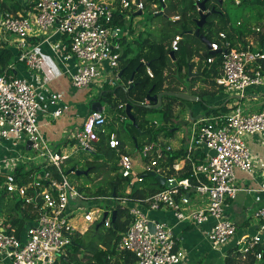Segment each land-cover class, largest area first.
<instances>
[{
  "label": "built area",
  "instance_id": "obj_1",
  "mask_svg": "<svg viewBox=\"0 0 264 264\" xmlns=\"http://www.w3.org/2000/svg\"><path fill=\"white\" fill-rule=\"evenodd\" d=\"M221 1H230L234 6L243 2ZM166 6V0H36L33 11L25 15L0 10V31L18 40L16 60L31 72L43 70L45 62L38 47H26L23 40L35 31L49 35L48 38L67 37L70 54L76 63L75 71L69 73L72 87L82 89L95 84L101 90L105 84L113 87L119 81L120 41L126 30L113 24L114 14H119L127 25L130 15L135 17L136 13L142 14L148 8L154 15H163ZM169 19L174 22L180 16L175 14ZM253 31L260 32L258 28ZM218 38L219 43H210L209 50L218 53L221 58L219 75L214 79L216 86L236 96H243L250 87L264 86L262 47H256L251 40L244 42L245 45L240 43L231 47L225 34L219 33ZM179 41L180 36L171 41L172 52L177 50ZM5 42L0 35V43ZM213 61V57L207 59L208 64ZM8 69L14 70L13 65L10 64ZM147 74L152 76L148 69ZM37 91L38 86L28 79L6 73L0 75V150L3 151V158H0V190L21 200L22 208L32 218L22 238H18L8 220L0 217V264H55L65 260L73 235L79 231L71 223L70 199L82 203L88 201L77 192L62 170L63 162L70 155L54 151L40 133L37 118L42 107ZM143 104L149 105L150 101L145 100ZM125 107L124 114L114 113L111 118L104 111L89 112L81 127L68 135L67 138L72 139L71 146L76 144L82 151L95 153L98 132L107 135L109 127H116L125 121ZM61 114L59 108L52 116L58 118ZM262 133L264 108L245 115L236 108L227 114L201 118L190 136L188 155L184 159V163L190 165V178L182 180L177 178L183 171L179 162L164 165V151L172 150L169 145L163 148L159 143L143 145L136 152L137 158L121 153L117 168L127 183L125 194H129L131 188L140 184L146 175L165 178L169 187L144 201L135 202L145 203L148 212L169 210L178 223L195 227L212 220L207 239L214 249H220L235 239L236 234L234 223L225 216L227 203L234 200L239 191L235 184V170L252 174L254 169L253 155L246 138ZM108 135L109 148L118 152L120 142L116 133ZM27 143H30L29 151L33 158L43 163V174L24 167L23 163L29 159L19 151L25 152ZM15 150L18 151L16 154ZM20 166L23 173H28L25 182L21 181V177H15V170ZM50 168H54L59 178L48 170ZM168 170L172 175L166 174ZM195 196L201 197L205 203L193 209L190 206L192 201L195 202ZM102 200L112 209L103 211V208L96 207L83 213L82 220L91 226L102 220L104 212H107L103 222L105 227H109L111 211L117 207L126 209L130 223L120 235L116 251L132 254L135 258L133 264L182 262L184 253L176 248L173 225L149 219L139 206H130L129 203L134 201L127 197H105ZM253 218L258 224L256 233L237 238L235 249L242 259L250 255L254 264H263L264 205L254 211ZM149 223L154 227L153 233L149 231Z\"/></svg>",
  "mask_w": 264,
  "mask_h": 264
},
{
  "label": "trees",
  "instance_id": "obj_2",
  "mask_svg": "<svg viewBox=\"0 0 264 264\" xmlns=\"http://www.w3.org/2000/svg\"><path fill=\"white\" fill-rule=\"evenodd\" d=\"M166 9L163 15H154L169 17L172 15H179L180 19L177 21L163 20L160 21L162 25L158 27V32H142L140 36L131 42H126L124 38L122 43L126 45L123 50H120V57L118 60L119 78L113 87L105 84L95 101L105 103L115 113L124 114V106L129 105L130 112L135 120V125L128 124L123 127V131L131 140L133 150L139 151L143 145L151 143H159L163 148L168 144L160 142L161 131L156 130L158 127L152 121L146 119L148 113L160 112L161 126H166L174 118L173 107L176 103L183 102L181 99L173 97L178 89H174V85L184 80L187 75L188 67H194L191 63L193 57L198 58V71L202 76L215 79L219 75L221 58L218 53L209 54L205 43L194 34H188V31H195L197 29L196 22L198 20V11L194 0H166ZM222 5L214 0H208L205 4L208 10L214 9V13L208 14L203 26L199 29V35L204 36L210 43H219V33L225 34L227 41L230 42L231 47H236L237 38L242 41V33L236 32L235 29L229 26V20L226 15L219 10L217 6ZM19 8L17 2L12 3V0H1L0 10L4 13L15 14ZM159 24V22H157ZM113 24L120 27H125L122 18L119 14H114ZM180 36L177 50L172 52L170 49L171 41L174 37ZM124 37V36H123ZM261 44L264 42V36H259ZM122 44V45H123ZM121 47V45H120ZM213 57L214 61L210 64L207 59ZM14 55L10 49H7L3 44H0V75L6 73L7 75H14L13 70H9L8 66L15 63ZM147 69L151 72L150 77L147 74ZM198 78L192 79L195 82ZM201 79V78H199ZM130 82L129 85H126ZM168 85L166 89L163 86ZM160 95V104L153 106L150 103L148 106L143 102L147 96ZM200 96V95H199ZM201 97V96H200ZM157 123V122H156ZM124 124V121L121 123ZM122 127V126H121ZM160 127V126H159ZM110 128V127H109ZM108 128V132H115L119 140V151L109 148L108 139L109 133L101 134L98 132L99 140L95 144L96 151L93 153L95 160L87 161L86 168H81V163H73L71 159L63 162L62 170L66 174L71 168L80 171H87L84 175L88 182L85 186H77L76 190L84 197L88 198L92 203L102 201L105 203L100 208H107L108 205L102 198L105 197H127L131 201H144L155 193L163 190L165 187L161 186L156 178L151 175L144 176L140 184L134 185L129 194H125L127 183L119 175L117 168L118 155L128 154L126 145L123 143L120 129L112 127ZM169 135V133H167ZM170 146V145H169ZM172 147V146H170ZM166 161L164 165L170 166L175 160L185 157V152H174L173 149L164 151ZM130 155V154H129ZM71 163V167H67ZM189 164L186 163L183 171L179 173L178 179H189ZM56 178H59L54 172V168L50 169ZM23 167H17L15 170V177H21V181L25 182L28 178V173H23ZM167 175H172L171 171H167ZM69 175H72L70 173ZM92 175V177H90ZM83 176V175H80ZM77 177V175H74ZM193 183L194 181L190 179ZM2 180L0 179V185ZM5 191L0 190V212L5 214L8 222L11 224L13 234L18 238H22L23 232L27 225L31 223L32 218L22 208V201H16L15 196H10ZM9 200L8 203L6 201ZM12 202V203H11ZM107 210H109L107 208ZM115 220L110 226L105 227L104 222L96 229L100 221H96L89 231V235H80L75 233L73 235L71 250L77 254L81 248L86 254L84 256L88 259L87 264H133L135 258L128 252H119L116 255L115 245L122 233L126 230L130 223V217L126 209H115ZM89 236V239H86ZM263 264H264V250H262ZM67 261V260H66ZM225 264H254L253 257L247 255L244 259L232 249L228 252Z\"/></svg>",
  "mask_w": 264,
  "mask_h": 264
},
{
  "label": "crops",
  "instance_id": "obj_3",
  "mask_svg": "<svg viewBox=\"0 0 264 264\" xmlns=\"http://www.w3.org/2000/svg\"><path fill=\"white\" fill-rule=\"evenodd\" d=\"M15 1L19 8L14 15H25L26 13L33 11L36 0H12V3ZM245 2L251 10L248 9L249 12H246L245 10V18L243 20H237L235 23V31L242 33L243 42L251 40L256 47L263 48V43L261 44L259 36H264V25L260 26L256 22L258 15L255 13L254 7L261 5L264 7V2L263 0H245ZM219 10L221 11V9ZM238 23H240V25H237ZM160 25H162L160 22L159 24L155 23L154 28H152L153 34L158 32V27ZM254 28H258L260 32L254 33ZM142 32V30H136L135 26L132 28L129 35H125L122 38H124L126 42H131L138 38ZM0 35L3 36L6 41L3 45L11 50L15 58V63H12L14 67L13 76L28 79L38 86V100L42 107V111L38 113L37 120L40 130L43 132L42 135L44 139L52 147L61 149L56 152L66 151L72 144L71 140L67 138L68 135H70L72 131H76L81 127L87 114L90 112L89 109L91 103L95 102L96 97L101 90L98 89L95 84H91L82 89L72 87L69 73L75 71L76 63L70 54L68 40L66 41L65 38H62L64 36H52L48 38L49 35H42V33L35 31L22 41L26 47L37 46L40 54L44 58V69L39 72H31L16 60L18 54V40L9 34L3 33V31H0ZM45 39H47V41H45ZM122 42L123 41H120L121 50L126 47ZM241 42L242 41H240L238 37L237 44H240ZM198 61L197 57H193L191 63L194 64V67H188L191 73L195 76H187L184 80H181L178 84L173 86L174 89H178L176 93L189 96L190 100L181 99L183 102L174 105L173 114L175 118L169 124H166V126H161L163 123L157 119L151 120L152 122L158 123L156 130L161 131L160 135L173 140L177 134L178 142L176 141V146L173 145L174 147H172L174 152L182 150L186 153L194 127L203 117H214L221 114H227L236 108H239L245 115L259 112L264 108V86L250 87L246 89L243 96L229 94L222 88L216 86L213 79H205V77L202 76L201 71L199 72V69L197 68ZM194 78L198 79L194 82L192 81ZM168 87V85L163 86L164 89H167ZM146 100L148 99L146 98ZM101 107L102 111H105V107L102 105ZM59 108L62 110V114L60 117L54 118L52 114ZM114 113L115 112L112 111L108 117H113ZM174 126H176V128H173ZM112 127L115 128L114 125H112ZM112 127L109 129H112ZM167 133H169V135ZM246 141L253 155L254 169L252 174L235 170V184L239 191L236 194V198L227 203L228 205L225 208V216L234 223L236 234L235 239H233L228 245L223 246L220 249H214L209 243L207 232L213 224L212 220H208L202 225L195 227L184 223H178L172 212L169 210L148 212L145 203L140 204L135 201L129 203L130 206H139L143 213L147 214L149 219L173 225L176 238V248L182 250L184 253V258L180 264H225L224 262L228 252L236 247L235 240L242 235L252 236L256 233L258 224L253 218V213L256 209H259L264 205V133L247 137ZM25 153L32 156L31 151L27 148ZM2 155L3 151L0 150V158H3ZM187 155L188 154L186 153L185 157ZM185 157L175 161L179 162L180 166L184 167L186 164L184 163ZM28 161L23 163V165L31 171L42 172L40 167H43L45 170L41 161L37 164ZM50 169L48 170L51 172ZM196 199L195 202L192 201L190 208L194 209L204 205L205 202L202 199L200 200L197 197ZM86 202L91 203L90 200ZM80 203L82 202L71 198L69 202V210L72 211V209L80 205ZM91 204L98 208L97 202ZM107 208L109 210L112 209L110 208V205H108ZM107 208L103 209V211H107ZM5 219H7L6 216ZM78 226L80 229L77 233L84 236L89 233L92 225H87L83 222L82 218H80ZM69 249L71 250L70 247ZM70 252V256H73L75 253L72 250ZM77 253H80L78 257L84 258L83 261L81 260L82 264H87L88 259L86 258L88 257L85 258L84 256L90 255L86 254L81 248H79ZM116 253V255L119 254L118 251H116ZM58 263L71 264L68 257L65 260L57 261L55 264Z\"/></svg>",
  "mask_w": 264,
  "mask_h": 264
},
{
  "label": "rangeland",
  "instance_id": "obj_4",
  "mask_svg": "<svg viewBox=\"0 0 264 264\" xmlns=\"http://www.w3.org/2000/svg\"><path fill=\"white\" fill-rule=\"evenodd\" d=\"M217 7L219 9H221V11H223L226 14V16H227V18L229 20V26L231 28H233V29L236 28V24L235 23L237 22V20H243L245 18L244 11L246 10V12H249L248 9L251 10V8L246 4L245 0L243 1V4L241 6H234L230 1H226V2H223L222 5L217 6ZM254 11L258 15V19H257L256 22L260 26L264 25V7L262 5L254 7ZM167 19H168V17H166V16H163V17L160 16L159 18L155 17L154 14L152 13V10L148 8V9L144 10V12L140 16L133 17L132 15H130V17L127 20V25H125V27H123V28L121 27V28L123 30H126V35H129V33L131 32L132 28H134L135 26H136V30L139 29V30H142L143 32H146V33H148V32L152 33V28H154L155 23L163 21V20H167ZM58 37H62V36H58ZM62 38H65L66 41L68 40L67 37H65V36L62 37ZM101 105L105 107L104 113L107 116L109 114H111L112 111L109 109V107L105 103L102 102ZM160 118H161V113L160 112H151V113H148L147 116H146V119H148L150 121L153 120V119L160 120ZM128 122H129V120L126 118L125 121H124V124L119 123L115 128L118 127L120 129L121 135H122V139H123V143L126 145V150H127L128 154H130L134 158L135 157L137 158L138 155L135 152V150H133V147H132V144H131V140L128 138V136L125 134V132L122 129L123 127H125L126 124H128ZM173 128H176V126H174ZM40 133L42 135V133H43L42 130H40ZM70 140H72V139H70ZM176 141L178 142L177 134H176V137L173 138V140H170L167 137H164L163 135L160 136V142L161 143L168 144V145H170L172 147H174L173 145L176 146ZM48 145L52 149H54V151L61 150V149H56V148L52 147L49 143H48ZM73 146L74 147H72L70 145L66 151L65 150L62 151V153H68L70 155V159H71V161L73 163H81L80 167L81 168H86V162L87 161L95 160V158H94L92 153L80 150L76 146V144L73 145ZM74 148H76V149H74ZM16 152H18V151L15 150L14 154H16ZM19 154L24 155L27 159L31 160L35 164H37L39 162L37 159H34L33 156H30V155L26 154L23 150H20ZM67 167L68 168L71 167V163L68 164ZM40 169L42 170V174H43L44 171H45L44 168L40 167ZM74 175L75 174L69 175V174L66 173L67 180L73 186H75V187H76V185L77 186H85L87 184L88 179L84 175L83 176H77V177H74ZM90 177H92V175H90ZM196 197L199 198L200 200L202 199L201 197H198V196H195L194 199H196ZM16 201H19V199L15 198V200L12 201V202H16ZM8 202H9V200L6 201V203H8ZM91 203H87V202L80 203V205H78L77 207L73 208L72 212H70L71 217H72L71 218V223H72L73 226H76L77 229H80L78 224L80 223V218H82L83 213H86L88 211H92V210L96 209V207L92 206ZM97 205H98V207H100V206H104L105 203L102 202V201H99L97 203ZM103 209H105V208H103ZM5 216H6L5 214H2L0 212V217H5ZM86 235H89V234L87 233ZM87 238L89 239V236H86V239ZM70 251L71 250L68 249V253L71 255ZM79 254L80 253H77V254H75L73 256H70V255L68 256L69 261H70L71 264H82V261H83L84 258L78 257ZM58 264H65V263H58Z\"/></svg>",
  "mask_w": 264,
  "mask_h": 264
},
{
  "label": "water",
  "instance_id": "obj_5",
  "mask_svg": "<svg viewBox=\"0 0 264 264\" xmlns=\"http://www.w3.org/2000/svg\"><path fill=\"white\" fill-rule=\"evenodd\" d=\"M195 1V5L196 7L198 8L197 11H198V20L196 22V26H197V29L195 31H188L187 33L188 34H194L196 37H199L201 39V41L203 43H205V45L207 46L208 48V52L209 54H212V52H210V42L204 37V36H200L199 35V29L203 26L204 22H205V19L206 17L208 16V14L210 13H214L215 10L214 9H210L208 10L205 6L206 2L208 0H194ZM216 1L217 3L221 4L222 1L221 0H214ZM137 15H140L141 13L138 12L136 13ZM262 52L264 53V42H263V48H262ZM188 76H195L194 74L191 73L190 69L188 68ZM173 97H176V98H179V99H182V100H190V97L189 96H186V95H182V94H178V93H173L172 94ZM192 98V97H191ZM147 99L154 105V106H157L158 104H160V95H154V96H150L148 95L147 96ZM157 104V105H155ZM131 107L129 105H126L125 107V114L129 120V122L132 124V125H135V120H134V117L132 116L131 112H130V109ZM90 112H101L102 111V107L100 105L99 102L95 101V102H92L91 105H90ZM29 145L30 143H27L26 144V148L28 150H30L29 148ZM75 174L77 176H80V175H87V171H80L78 169H74V168H71L67 174ZM152 177H155L156 180L159 182V184L161 186H164V187H169V184L166 183L165 181V178L161 177V176H155L154 174L151 175ZM172 186H175V184H172ZM115 214H116V211H112L111 214H110V221L113 223L114 220H115ZM108 216V213L107 212H104L103 214V217H102V220L100 221V223L96 226V229L103 223V220ZM148 228H149V231L151 233L154 232V227L151 223L148 224Z\"/></svg>",
  "mask_w": 264,
  "mask_h": 264
}]
</instances>
